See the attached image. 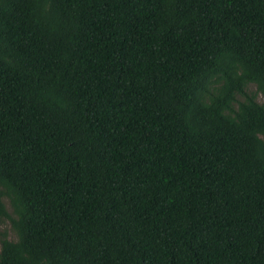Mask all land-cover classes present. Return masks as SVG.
Returning a JSON list of instances; mask_svg holds the SVG:
<instances>
[{"label":"trees","instance_id":"obj_1","mask_svg":"<svg viewBox=\"0 0 264 264\" xmlns=\"http://www.w3.org/2000/svg\"><path fill=\"white\" fill-rule=\"evenodd\" d=\"M258 96L264 0H0V264H264Z\"/></svg>","mask_w":264,"mask_h":264},{"label":"rangeland","instance_id":"obj_2","mask_svg":"<svg viewBox=\"0 0 264 264\" xmlns=\"http://www.w3.org/2000/svg\"><path fill=\"white\" fill-rule=\"evenodd\" d=\"M254 91H255V89H254V86H252V85H250V86L248 87V89H247V92H248V93H253ZM256 100H257V102H258L259 104H263V102H264L260 96H258V97L256 98ZM7 228H8V224H7L6 222H4V223L0 226V230H2V229H7ZM9 237L14 239V236H13L12 234H10Z\"/></svg>","mask_w":264,"mask_h":264}]
</instances>
